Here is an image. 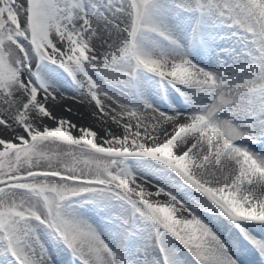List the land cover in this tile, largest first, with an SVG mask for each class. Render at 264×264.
<instances>
[{
  "label": "snow or ice",
  "instance_id": "snow-or-ice-1",
  "mask_svg": "<svg viewBox=\"0 0 264 264\" xmlns=\"http://www.w3.org/2000/svg\"><path fill=\"white\" fill-rule=\"evenodd\" d=\"M0 264H264V0H0Z\"/></svg>",
  "mask_w": 264,
  "mask_h": 264
}]
</instances>
